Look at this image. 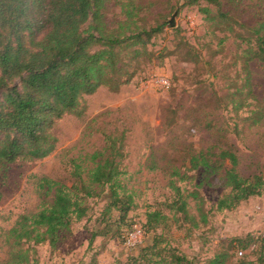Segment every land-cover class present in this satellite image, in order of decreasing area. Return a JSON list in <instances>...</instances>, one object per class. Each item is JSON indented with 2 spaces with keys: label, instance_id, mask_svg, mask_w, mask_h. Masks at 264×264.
<instances>
[{
  "label": "trees",
  "instance_id": "16d2710c",
  "mask_svg": "<svg viewBox=\"0 0 264 264\" xmlns=\"http://www.w3.org/2000/svg\"><path fill=\"white\" fill-rule=\"evenodd\" d=\"M247 1L255 9L248 21L239 18ZM186 4L199 6L221 44L229 37L237 42L233 63L240 64V71L231 75L226 70L224 90H211V107L232 111L249 126L260 124L264 111L252 108L256 95L251 63H264V0H186ZM144 8L139 0H0V167L51 155L59 144L58 122L68 115L85 121L89 117L87 97L99 89L119 92L148 65H161L182 51L184 60H202L188 40H181L173 49L152 48L153 39L163 33L166 24L148 20ZM116 9L118 14L110 18ZM244 112L248 115L243 116ZM171 121L172 125L174 119ZM128 132L127 126L101 129V146L69 159L70 185L45 175L38 178L40 207L20 214L7 231L9 253L0 264H38L36 246L57 247L62 234L89 215L92 198L106 197L102 221L117 225L116 236L123 238L134 231V222L126 230L121 228L136 207L134 193L125 182ZM239 165L234 146L228 145L219 151L191 153L186 171L174 167L169 179L171 199L163 203L170 214L160 208L146 212L144 234L147 230L154 234L135 256L136 263L194 264L187 255L164 244L163 233L156 231L168 227L171 218L194 228L207 224L210 210L200 192L203 187L225 189L214 203L218 211L233 210L251 196L262 194L264 176L245 177ZM181 181H190L193 189L182 188ZM252 245L255 259L248 255L234 258L238 249ZM261 263L264 237L251 234L222 240L207 261Z\"/></svg>",
  "mask_w": 264,
  "mask_h": 264
},
{
  "label": "rangeland",
  "instance_id": "374dc122",
  "mask_svg": "<svg viewBox=\"0 0 264 264\" xmlns=\"http://www.w3.org/2000/svg\"><path fill=\"white\" fill-rule=\"evenodd\" d=\"M139 1L145 5L148 20L166 24L163 33L153 39L152 48L173 49L181 40H188L198 49L202 60H184L182 51L161 65H148L119 92L99 89L87 97L89 117L85 121L68 115L58 122L55 131L59 144L51 155L35 162L19 161L0 167V263L9 253L7 231L20 214L40 207L38 178L45 175L70 185L69 159L101 146L103 128H129L125 182L134 193L136 207L121 228L126 230L134 222L135 229L123 238L116 236L117 225L102 221L106 197L92 198L89 215L63 233L57 247L47 243L36 246L38 264H138L135 256L154 234L148 230L144 234L146 212L160 208L170 214L163 205L172 195L170 173L174 167L186 171L191 153L219 151L233 145L240 158V173L245 177L264 176V119L249 126L232 111H214L211 107V90H224L222 76L226 70L231 75L240 71V64L233 63L238 52L234 37L221 44L199 6L187 5L186 0ZM252 5L247 1L239 18L251 19L255 10ZM118 12L113 11L110 18ZM213 54L216 55L212 57ZM251 71L256 95L252 108L258 106L264 111V63L253 61ZM178 184L193 189L190 181ZM200 192L210 210L207 224L194 228L188 222L171 218L168 227L156 231L163 233L164 244L187 255L194 264H207L222 240L250 234L264 237V192L251 196L233 210L222 211L216 210L214 203L225 189L203 187ZM190 202L195 212L194 201ZM255 248L252 245L247 250L238 249L234 258L248 255L255 259Z\"/></svg>",
  "mask_w": 264,
  "mask_h": 264
}]
</instances>
